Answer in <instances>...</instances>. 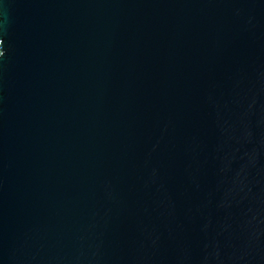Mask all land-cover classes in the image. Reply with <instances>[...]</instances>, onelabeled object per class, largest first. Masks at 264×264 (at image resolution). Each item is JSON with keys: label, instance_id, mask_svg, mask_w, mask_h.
Listing matches in <instances>:
<instances>
[{"label": "water", "instance_id": "95a60500", "mask_svg": "<svg viewBox=\"0 0 264 264\" xmlns=\"http://www.w3.org/2000/svg\"><path fill=\"white\" fill-rule=\"evenodd\" d=\"M0 264H264V0H0Z\"/></svg>", "mask_w": 264, "mask_h": 264}]
</instances>
